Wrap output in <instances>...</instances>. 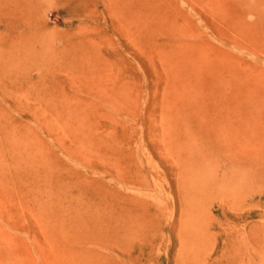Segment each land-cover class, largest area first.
Masks as SVG:
<instances>
[{
	"label": "rangeland",
	"instance_id": "obj_1",
	"mask_svg": "<svg viewBox=\"0 0 264 264\" xmlns=\"http://www.w3.org/2000/svg\"><path fill=\"white\" fill-rule=\"evenodd\" d=\"M246 145L262 165L264 0H34L16 16L0 3V264L87 251L108 264H225V245L235 264H264V184L197 206L183 192L201 163ZM121 198L159 214L148 239L110 221L58 226ZM179 219L207 229L204 242L179 246Z\"/></svg>",
	"mask_w": 264,
	"mask_h": 264
},
{
	"label": "bare ground",
	"instance_id": "obj_2",
	"mask_svg": "<svg viewBox=\"0 0 264 264\" xmlns=\"http://www.w3.org/2000/svg\"><path fill=\"white\" fill-rule=\"evenodd\" d=\"M32 1L34 0H0V3L4 14L16 16L18 13L23 15L31 10ZM14 22L16 24L15 26H22L21 23H18L16 18ZM38 58L39 57L36 54L34 57L25 60V62H36L38 61ZM17 60L20 65L24 62V60H21L20 58ZM16 69L19 70V68ZM10 70H12V68H10ZM250 152L251 151L247 145L245 147H237L233 148L229 155L222 154V158L209 160L206 164L207 167L203 166L201 163L202 166L190 172L187 177L194 179L195 183L193 182L189 184L185 182L186 188L183 189V192L187 199V203L193 202L192 205L197 206L198 203H200L198 202L199 200L202 201L206 196H211L212 194L215 196L221 195L224 197V202L225 200L230 202L232 200L230 194H233V197L236 198L237 195L242 194L243 190H247L244 193L250 192L257 185L264 184V162L262 165L255 167L254 162L256 161V156L250 154ZM192 166L194 167V164ZM237 187L242 188L237 189ZM232 189L235 191L238 190L236 191L237 194L235 192L231 193ZM131 203L132 206H130ZM229 204L230 203H227V205ZM149 205L150 204L147 201L142 200L141 198L133 199L127 205L125 198H121L118 207L113 209V211L101 210L98 208H86L85 211L81 213L66 211L73 215L68 216L64 222L61 221L58 226L61 228L62 225L67 224L71 229L78 228V230H80L79 228L88 227L93 221H98L101 225L110 221L113 226L112 233H114L113 231L116 227H123L125 230H128L129 236H131L130 233L132 230L135 232L134 229H136L139 232L138 234L141 233L145 239H148L146 233L150 232V230L155 227L147 222V218H154L155 220H159L160 218L159 214L154 212ZM229 207L231 208L232 204H230ZM186 214L189 213L186 212ZM190 216L192 215H189V217ZM178 222L173 223L169 230L170 233L176 237L175 241L177 243L179 241V246L181 245L182 247L185 246L188 248L189 246H192V243L204 242V236L206 233L208 234L207 229L204 231L201 226H197L194 222L190 224L181 219H179ZM79 233L81 232H78L77 234ZM193 248L195 247L193 246ZM225 248L226 249L222 252V258L227 259V263L225 264H235L236 256L238 254L234 252L235 250L232 251V248L229 250L227 245H225ZM238 251L241 252L240 250ZM175 253L178 258L181 256L178 250ZM93 254L92 251L85 252L78 261L74 262V264H108L103 261L105 257L102 259L100 256ZM184 254L189 259H195L196 255L200 258L206 253L198 252L195 255L193 252H184L182 253V256ZM240 254L243 255L245 252L242 251Z\"/></svg>",
	"mask_w": 264,
	"mask_h": 264
}]
</instances>
